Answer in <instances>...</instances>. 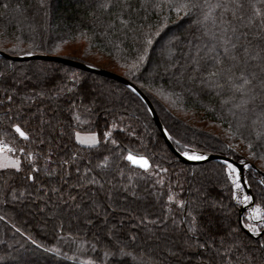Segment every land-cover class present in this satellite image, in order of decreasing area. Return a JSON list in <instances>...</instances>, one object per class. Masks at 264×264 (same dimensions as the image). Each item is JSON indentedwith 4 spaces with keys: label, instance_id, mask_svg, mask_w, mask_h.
Returning a JSON list of instances; mask_svg holds the SVG:
<instances>
[{
    "label": "trees",
    "instance_id": "obj_1",
    "mask_svg": "<svg viewBox=\"0 0 264 264\" xmlns=\"http://www.w3.org/2000/svg\"><path fill=\"white\" fill-rule=\"evenodd\" d=\"M104 3L109 7L102 8ZM206 11L176 13L166 0H125L124 4L119 0H0V44L7 45L5 40L10 39L26 47H0V52L58 56L111 71L53 53V46L44 44L86 41L96 53L117 62L137 63L143 40L152 36L153 44L139 64L142 71L137 77L129 71L128 76L111 72L149 100L177 152L214 154L254 166L244 177L254 205L264 211V137L257 140L261 127L253 124L264 108V93L259 89L264 62L244 56L248 49L264 57V32L258 18L249 23L247 0L235 17L231 10H216L198 23ZM28 44L32 46L27 48ZM162 48L158 57L157 50ZM232 56L238 59L233 61ZM217 59L222 63L218 65ZM229 68L234 77L241 70L249 78L255 74L254 102L252 93L242 95L231 88ZM218 69L220 75L209 77ZM97 81L103 92L92 97ZM152 91L165 96L168 105ZM12 124H19L29 140L15 133ZM73 130L96 133L98 144L93 148L79 145ZM222 130L245 147L251 142L252 149L247 147L251 158L230 149ZM105 132L110 133L107 140ZM0 143L8 144L21 160L18 171L0 170V264H264L260 247L264 233L253 238L239 226L240 205L233 198L226 164L190 165L177 160L145 103L121 83L54 62H14L0 57ZM49 149L51 159L45 162L43 155ZM27 151L41 154L35 160L39 170L32 173L31 181L26 178L32 167ZM129 153L146 157L147 171L125 159ZM105 156L108 159L103 162ZM170 191L172 202L167 200ZM89 203L101 213L88 212ZM53 211L64 218L53 220L49 217ZM81 211L94 215L93 222L108 218L119 242L113 243L101 225L86 224ZM190 211L196 217L192 231ZM38 218L44 221L42 228L37 226ZM125 223L135 230V237L122 232ZM167 241L172 256L159 247ZM228 247L231 252L225 251ZM121 249L131 255H121ZM106 251L113 254L105 257Z\"/></svg>",
    "mask_w": 264,
    "mask_h": 264
},
{
    "label": "snow or ice",
    "instance_id": "obj_2",
    "mask_svg": "<svg viewBox=\"0 0 264 264\" xmlns=\"http://www.w3.org/2000/svg\"><path fill=\"white\" fill-rule=\"evenodd\" d=\"M110 2V0H109ZM167 4L169 7L172 8L173 11H175L176 13H180L182 10L188 13H191L193 9L196 8H206L207 11L204 12L203 15V20L202 21H198V23H203V21H207L209 19L210 16L213 15V13L216 10H221V12H227L229 10L232 11L233 13V17H235V13L238 10H242L245 7V0H216V2L214 3H209L208 0H205V2L203 4H199V3H193L192 0H166ZM119 3L124 4L125 0H119ZM247 4L248 7L251 10V15L249 17V23L252 22V20L254 19H259L260 20V28L261 31L264 32V0H247ZM156 7H161V5L157 4L155 5ZM5 7H7V5H5ZM102 8H108L109 7V3H104L101 5ZM119 18V17H117ZM122 24L127 23L126 21H121ZM161 27H163V25H161ZM233 31H235V29H233ZM158 33H153L152 35H157ZM227 42V41H226ZM143 53L138 57V61L137 63H134L132 65H129L130 68H138L139 64L142 63L145 59V55L148 52V46L153 44V39L152 36H148L145 37V39L143 40ZM233 49H236V45H232ZM227 51V49L225 50ZM26 55H31V52L26 53ZM244 56L248 57L251 60H255L257 58H261L262 62H264V57H261L259 53H257L256 55H252L248 49L244 50ZM231 60L236 61L238 59L237 56H232L230 57ZM216 63L219 65L222 63L221 60L217 59ZM234 67V66H233ZM222 70L218 69L217 71H213L208 73L209 77H216L218 75H220V72ZM228 75H227V82L230 84L231 88L237 92V93H241L242 95L245 93H252V100L254 102L255 100V90L257 88V84H256V80L257 77L255 76V74L253 73L251 78H249V75L244 72L243 70H241V75L239 77H234L231 72H232V68H229L228 70ZM261 73L264 74V68L260 69ZM260 84H259V89L262 93H264V75H262L260 78ZM214 87L216 88H220L223 87V85L220 84H215ZM133 91H135V89H132ZM11 99V98H10ZM247 103V101H245ZM236 107H240V105H236ZM74 119L79 121L80 117L78 115L74 114ZM259 123L261 130L260 131H256V138L257 140L261 139L262 137H264V108L261 109L260 114L257 116L256 120H253V124H257ZM113 128L116 127L115 124L112 125ZM240 126L238 125L237 127V131H239ZM12 129L15 131V133H18L19 136L21 138H23L25 141L29 140V134L26 131H23L21 129V126L19 124H12ZM72 135L75 138V141L79 144V145H83L86 146L88 148H93L98 144V140H97V135L96 133H88V134H82L80 131H75L73 130ZM233 135H235V133H233ZM110 137V133L109 132H105L104 133V139L107 140ZM40 143L43 144L44 141L40 140ZM113 144L116 143L115 140L112 141ZM177 143H179V141H177ZM247 147L251 150L253 147V144L251 142H249L247 144ZM13 151L12 148H10L7 144H0V153L3 152H11ZM20 152H25L24 148H20L19 149ZM40 153H36L34 151H27L26 152V157L28 159V161L32 164L31 167V171L27 174V180H34V176L32 173L37 172L39 169L36 167L35 165V160L40 156ZM75 153H73V157H75ZM182 156H186L188 159H203L204 157L202 156H198L195 153H189L188 151H184L181 152ZM264 158V157H262ZM43 159L45 162L49 161L51 159V149H49V152L47 154L43 155ZM107 157H104V161H107ZM125 159H127L128 161H130L132 164L137 165L138 167L144 169L145 171H147V169L149 168V162L147 160L146 157L144 156H135L132 153H129ZM69 161L65 160L64 163H68ZM242 163H244L242 161ZM226 164V172L228 175V179L231 181V184L233 186V188L235 189H239L240 188V177L236 174L237 173V169L231 164L228 163L227 161H225ZM99 166V165H98ZM245 167H248V165L245 163L244 164ZM21 167V160L20 158H13V157H8V156H3V159L0 160V169H7V168H12V169H16L17 171L20 169ZM55 171V170H53ZM49 174L51 175L52 173L49 172ZM162 182V181H161ZM90 183H97V181L92 180L90 181ZM245 183H247L245 181ZM53 191H55V189H53ZM236 197V193L233 192V198ZM252 197L245 195L242 198L243 203H248L249 200H251ZM167 200L169 202H172L174 200V194L171 193V191L168 193L167 195ZM179 204H184V201H176ZM189 216H191V221L189 222L192 227H190L189 231L194 230L195 226H196V217L192 215V212L190 211L188 213ZM250 219L255 220L257 222H259L261 224L262 227H264V211H262L261 206L259 204H257L254 208L251 209V213H250ZM246 227L248 228V231L253 235V236H257L261 233V228H258L256 226V224H247ZM19 231V229H17ZM33 243H35V241H33ZM205 245H201V247H204ZM260 247L262 249H264V242L261 243ZM226 252H231L232 249L231 247L226 248L225 250ZM113 253L106 251L105 252V257H108L110 255H112ZM121 255H131V253H124L123 249H121ZM133 259H135V257H133ZM86 264H92L91 261L86 262ZM227 264H231V262H227ZM245 264H247V261H245Z\"/></svg>",
    "mask_w": 264,
    "mask_h": 264
},
{
    "label": "rangeland",
    "instance_id": "obj_3",
    "mask_svg": "<svg viewBox=\"0 0 264 264\" xmlns=\"http://www.w3.org/2000/svg\"><path fill=\"white\" fill-rule=\"evenodd\" d=\"M7 41V45H2L0 44V47L2 48H5L8 50V48H26V47H22V44L21 42H17V41H14V40H5ZM49 42V41H48ZM46 46L50 45V46H53L54 50H53V53H56V54H59V55H64V56H69V57H74V58H79V59H83L84 61H87V62H90L94 65H97V66H100V67H103V68H106V69H109L111 71H114V72H117L119 74H122V75H126L128 76L127 74V71H129V73H132L133 72V75L132 76H136V74L138 75V73H141V67L139 66L138 68H130L129 65H132L134 63H130V62H123V61H120V62H117V60H113L114 58H109L107 56H105L104 54H101L99 52L96 53V50H93V48L90 47V45L86 42V41H81V40H76V41H54V43H46L44 44ZM32 45L28 44L27 45V48L31 47ZM164 48H166V45L163 46ZM164 48L159 49L157 50V53L158 54V57H160L161 55V52H164ZM160 61L158 62V68H160ZM9 69L11 68L10 65L7 66ZM104 70V69H103ZM109 71V72H111ZM37 73L41 74V71H37ZM113 73V72H112ZM115 74V73H114ZM117 75V74H116ZM119 76V75H118ZM131 76V77H132ZM137 77V76H136ZM97 85L95 84L93 88V92L92 93V97H94L95 94H99L100 92H103L101 91L99 88L98 85L102 86L101 83L99 81L96 82ZM103 87V86H102ZM153 94L156 95V93L154 91H152ZM91 97V98H92ZM156 97H158V99L160 101H162V103L168 105L167 103V100H166V97L165 96H162L161 94L157 93ZM91 98H88L87 99V102H90ZM169 102V100H168ZM167 110V108H166ZM114 130L116 129L113 128ZM120 129V128H118ZM217 132V131H216ZM226 131H223L222 130V134L223 136H225V138L222 136V138H224V141L225 143L227 144V146L232 149V150H235L237 151L238 153L240 154H243L245 155L247 158H251V154L248 153L247 151V147H245L243 144H241L240 142L236 141L233 139V137L231 138L229 135H226ZM18 134V133H17ZM82 134H88V133H82ZM19 135V134H18ZM0 144H4V143H0ZM8 145V144H7ZM9 146V145H8ZM10 147V146H9ZM15 152L14 151H11L10 154L8 155V157H13V158H17L16 155L14 154ZM196 155L200 156L199 154L195 153ZM137 166V165H136ZM226 172V171H225ZM227 174V172H226ZM238 176V171L236 173ZM231 182V181H230ZM241 185V184H240ZM264 185V184H263ZM232 189H233V192L236 193V197L234 198V200H236L240 206H246L249 204V201L248 203H243L241 202L242 201V198L243 196H245V192L243 191L242 187L240 186L239 189H235L233 188L232 186ZM33 197H36L33 195ZM38 198V197H37ZM40 205V203H39ZM38 205V207H40ZM89 210L88 212L94 210L95 214L99 213L97 212L98 210L95 209L96 207L92 204V203H89ZM256 205L254 206H251V207H248L246 208V210L243 212L242 214V217L244 218L245 220V223H244V227L248 230V228L246 227L247 224H256V226L258 228H263L261 226V224L255 220H252L250 219V213H251V209L254 208ZM116 209V205H114V210ZM97 210V211H96ZM81 218L84 219L85 223H89L92 221V224L93 226L94 225H101V229L103 230V232L110 238L113 237V224H110L109 223V219L108 218H103L102 219H98L96 220L95 222L94 218L95 216L92 215V216H89L88 213L86 211H81ZM101 213V212H100ZM99 213V214H100ZM98 215V214H97ZM121 216V215H120ZM50 218L52 217L53 220L55 221H59V218H64V215H62V213L58 212V211H53L51 213V215L49 216ZM94 218V219H93ZM122 219V218H121ZM242 222V221H241ZM45 225L44 224V221L41 220L40 218H38V222H37V226L39 228H42V226ZM124 228L122 229V232L129 235V236H133L135 237V230L134 229H131L129 227V224L128 223H125L124 224ZM263 230V229H262ZM261 230V231H262ZM253 236V235H252ZM218 238L221 237V235H218L217 236ZM254 237V236H253ZM114 238V237H113ZM119 240L114 238L113 239V243H118ZM170 242H165V243H160L159 244V247L160 249H162L166 254L172 256L174 254L173 252V249H172V245Z\"/></svg>",
    "mask_w": 264,
    "mask_h": 264
},
{
    "label": "water",
    "instance_id": "obj_4",
    "mask_svg": "<svg viewBox=\"0 0 264 264\" xmlns=\"http://www.w3.org/2000/svg\"><path fill=\"white\" fill-rule=\"evenodd\" d=\"M0 57L10 60V61H31V60H41V61H47V62H54V63H58V64H63L66 66H70L73 68H77L79 70H83V71H88V72H93L96 74H99L101 76L110 78L118 83H121L122 85L126 86L127 88H129L130 90L135 89V91H133L134 93H136L138 95V97L146 104V106L148 107V110L152 116V119L155 123V125L157 126V128L159 129V131L161 132V135L164 139V141L167 144V147L170 149V151L176 156L177 160H179L182 163L185 164H201V163H205V162H209V161H218V162H222L225 163V161H227L228 163H231L238 171L239 173V177H240V183L243 187V189L245 190L246 194H248L249 196L252 197L251 191L250 189L246 186L245 181H244V165L242 163L236 162L230 158H226L223 156H219V155H214V154H203L201 155L202 157H204L203 159H188L186 156H182L181 153L177 152L174 147L172 146V144L170 143L165 131L163 130L160 121L152 107V105L150 104V102L148 101V99L140 92V90H138L134 85H132L131 83H129L128 81H126L125 79H123L122 77L103 70V69H97V68H93L90 66H86L80 62H76L73 60H69L66 58H62V57H58V56H50V55H40V54H31V55H27V56H9L7 54H4L2 52H0ZM254 205V200L253 197L250 200V206ZM244 211V208H240V212H239V218H238V222H239V226L241 227L242 231L244 233H246L247 235L252 236V234L242 226V222H241V213ZM262 233H264V230L261 231V233L258 235L260 236ZM257 236V237H258ZM255 238V237H253Z\"/></svg>",
    "mask_w": 264,
    "mask_h": 264
},
{
    "label": "crops",
    "instance_id": "obj_5",
    "mask_svg": "<svg viewBox=\"0 0 264 264\" xmlns=\"http://www.w3.org/2000/svg\"><path fill=\"white\" fill-rule=\"evenodd\" d=\"M83 146V145H82ZM10 154V152H3V153H0V160L3 159V156H8ZM7 169H12V168H7ZM0 170H4V169H0Z\"/></svg>",
    "mask_w": 264,
    "mask_h": 264
}]
</instances>
